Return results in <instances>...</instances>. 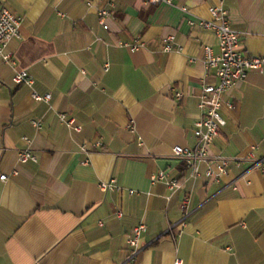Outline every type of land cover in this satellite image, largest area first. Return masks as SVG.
<instances>
[{
    "label": "crops",
    "instance_id": "1",
    "mask_svg": "<svg viewBox=\"0 0 264 264\" xmlns=\"http://www.w3.org/2000/svg\"><path fill=\"white\" fill-rule=\"evenodd\" d=\"M88 1H7L23 23L7 48L14 63L0 61V174H10L0 181V264H124L141 222L147 230L134 264H264V171L254 167L264 158V74L250 72L225 96L233 107L223 105L227 124L210 150L244 158L239 166L220 182L189 180L173 154L175 145H195L202 86L217 81L203 59L206 45L219 53L218 39L191 20L223 6L242 32L241 49L262 56L264 0ZM101 7L111 12L109 30ZM137 39L138 50L119 45ZM22 69L49 102L14 83ZM25 136L38 160L21 164ZM159 171L181 188L153 183ZM111 178L121 190L101 189Z\"/></svg>",
    "mask_w": 264,
    "mask_h": 264
},
{
    "label": "built area",
    "instance_id": "2",
    "mask_svg": "<svg viewBox=\"0 0 264 264\" xmlns=\"http://www.w3.org/2000/svg\"><path fill=\"white\" fill-rule=\"evenodd\" d=\"M8 0H0V61L7 63H14L12 53L7 50L9 42L14 38H21V27L23 18L14 13L7 5ZM149 4L156 5L161 2L172 3L173 0H145ZM92 3L91 0L88 1ZM185 13H189V8L182 7ZM100 22L104 29L109 30V25L106 18L111 15L107 8H99ZM209 18H201L198 22L191 20V24H198L200 27L212 31L217 39L219 45V53H216L211 45L204 47V65L207 70H213L217 78L216 82H205L202 86V94L198 103L200 109V116L195 122L194 135L196 143L194 146L175 145L173 147V154L176 158L185 163L189 169L188 179L196 180L202 175L206 178L220 182L223 176L228 172L229 166L233 163L239 166L243 159L240 156H224L210 154V150L220 136L224 127L227 124L226 118L222 114V107L227 104L233 107V102L226 100L225 96L229 94L231 89L240 81L247 79L250 72H258L264 74V55H250L241 49L242 32L233 28L228 11L223 6H210ZM99 39V38H98ZM175 37L169 36L164 40V50L171 51L172 43ZM119 45L128 47L132 51L138 50L143 45L141 40L137 39L133 43L119 42ZM110 62L104 64L105 70L110 69ZM84 72V71H83ZM13 81L16 84H25L32 88V96L37 101L51 100V94H42L33 89L34 79L25 69L17 71L13 76ZM177 97L181 98L182 93H177ZM59 118L70 128L80 131L81 125L75 124L73 118H68L64 113H59ZM33 124L36 128H41L42 124L39 120H34ZM134 130L135 126L131 125ZM28 145L18 152V162L26 163L29 161L36 162L37 155L31 147V139L24 137ZM101 142H95L94 147L101 146ZM89 147L84 144L82 150L89 151ZM86 162V161H85ZM203 165H206L203 169ZM254 167H259L264 171V158L257 161ZM12 175H18L19 170L14 168ZM10 174L1 173L0 181H7ZM153 183L164 182L173 192H176L182 186V182L176 178H170L165 171H159L151 176ZM100 187L104 191L121 190L122 186L117 183L115 178L100 182ZM134 190H130L133 193ZM190 203V198L184 201L183 208H187ZM122 216V212L117 213ZM172 226L169 231L172 232ZM147 230L145 223L141 222L133 228L130 236H128L127 243L131 248L124 264H134L137 261L139 252L141 250V241L144 233ZM175 264H182L181 259H176Z\"/></svg>",
    "mask_w": 264,
    "mask_h": 264
}]
</instances>
